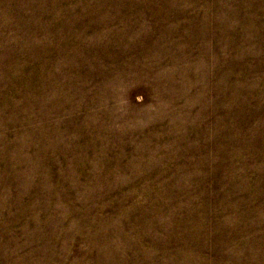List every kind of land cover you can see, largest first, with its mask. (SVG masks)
<instances>
[{
	"label": "rangeland",
	"instance_id": "rangeland-1",
	"mask_svg": "<svg viewBox=\"0 0 264 264\" xmlns=\"http://www.w3.org/2000/svg\"><path fill=\"white\" fill-rule=\"evenodd\" d=\"M0 264H264V0H0Z\"/></svg>",
	"mask_w": 264,
	"mask_h": 264
}]
</instances>
